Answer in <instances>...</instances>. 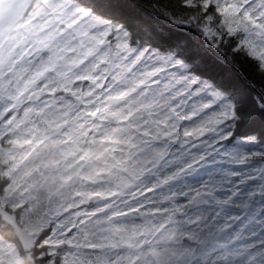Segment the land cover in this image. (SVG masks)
<instances>
[{
    "label": "snow or ice",
    "instance_id": "1",
    "mask_svg": "<svg viewBox=\"0 0 264 264\" xmlns=\"http://www.w3.org/2000/svg\"><path fill=\"white\" fill-rule=\"evenodd\" d=\"M0 264H264V0H0Z\"/></svg>",
    "mask_w": 264,
    "mask_h": 264
},
{
    "label": "trees",
    "instance_id": "2",
    "mask_svg": "<svg viewBox=\"0 0 264 264\" xmlns=\"http://www.w3.org/2000/svg\"><path fill=\"white\" fill-rule=\"evenodd\" d=\"M138 2L142 5H147L149 3V0H138ZM167 2V0H166ZM246 67L247 66H244V67H241L240 68V71L241 72H245L246 73ZM244 131H247V129H241L240 132L243 133Z\"/></svg>",
    "mask_w": 264,
    "mask_h": 264
}]
</instances>
